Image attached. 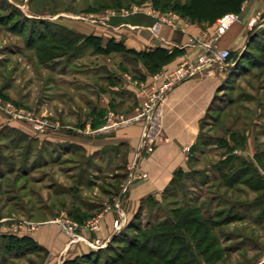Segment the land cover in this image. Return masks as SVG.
Returning <instances> with one entry per match:
<instances>
[{
    "label": "rangeland",
    "instance_id": "374dc122",
    "mask_svg": "<svg viewBox=\"0 0 264 264\" xmlns=\"http://www.w3.org/2000/svg\"><path fill=\"white\" fill-rule=\"evenodd\" d=\"M158 1L157 4V0H0V238L25 236L35 230L36 226L29 223L33 220L54 219L72 241L83 243L79 232L98 231L83 228L95 216L54 218L65 211L66 198L73 202L74 195L79 201L85 191L86 196L102 198L101 190L106 187L107 175L103 174L107 171L100 165V157L95 156L93 167L85 170L82 163L87 157L80 146H71L64 135L97 138L102 134L80 132L102 95L115 107L111 105L95 116L111 122L107 129L112 132L111 128L118 123L117 114L134 107V99L124 90L120 74L139 79L141 72L134 56L96 54L92 46H87L76 58L41 65L36 52L24 45L31 26L29 20L42 29L51 30L60 24L85 29L107 14L121 10L127 13L147 5L160 11L167 5L164 11H173L175 3L183 4L186 0ZM255 1L259 5L257 10L263 12L260 19L239 48L229 49L230 58L223 70L218 65L210 69L220 72L223 80L187 168L176 177L166 195L143 202L137 219H131L135 228H126L131 220L126 225L122 223L120 229L113 228L114 234L106 243L88 245L90 249L83 255L92 259L80 257L75 264H92L94 260L96 264H113L131 250L133 238L137 247L142 246L143 234H149L151 227L165 219L173 220L172 212L179 208L184 211L188 204L202 207L209 218L218 213L217 224L231 221L214 230L219 238L218 247L211 244L196 247L208 250L196 257L199 262L209 258L208 264H264V192H253L241 185L236 190L227 189L220 184V172L214 168L232 152L240 161H249L264 180V0ZM14 26L17 31L12 33ZM254 36L257 37L252 40ZM115 69L121 73L113 72ZM114 87L117 90L109 94ZM125 152L121 148L120 156ZM132 167L130 172L134 171ZM234 202L238 205L230 213ZM73 224L76 227L68 230ZM123 230L129 237L125 234V240L119 237L113 240ZM216 250H224L219 259L212 255ZM132 255L145 256L136 249L126 258L132 260ZM48 256L44 249L5 258L0 252V264H45ZM157 262L153 259L151 264Z\"/></svg>",
    "mask_w": 264,
    "mask_h": 264
},
{
    "label": "crops",
    "instance_id": "0c3cea01",
    "mask_svg": "<svg viewBox=\"0 0 264 264\" xmlns=\"http://www.w3.org/2000/svg\"><path fill=\"white\" fill-rule=\"evenodd\" d=\"M258 6L256 1L241 4L236 14L238 20L217 43L220 49L239 48L250 31L251 19L261 12L257 10ZM121 11L107 14L100 18L101 21H92V25L85 27L87 30L60 25L83 36L99 38L102 47L112 41L122 43L127 50L135 52L162 49L170 56V60L155 72H149L143 62L138 60L136 65L141 71L139 79L117 69L113 71L121 73L123 88L133 97L134 107L117 114L118 123L111 128L112 132L108 130L111 122H105L99 115L95 116L96 112L115 104L111 102L110 105L107 97L102 95L98 98L97 108L91 109L86 124L80 128V132L95 131L102 134L97 138L71 133L64 135L71 146L76 144L81 147V152L87 157L82 163L85 170L93 167L95 156L100 157V165L107 171L103 174V177L107 175L104 178L106 187L104 191L101 190L102 198L91 194L86 196V191L81 193L83 195L79 201L74 199V195L71 196L73 202L66 198V214L63 210L54 218L101 215L102 220L96 233L90 234L84 230L79 232L85 243L72 241L54 219L29 221L36 228L25 236L30 237L40 250H47L49 256L45 264H62L65 260L88 252L89 244L106 243L114 234L112 224L115 219H121L126 225L143 200L161 195L175 172L185 170L189 165L190 149L197 143L202 132V122L223 80L217 70L188 78L166 93L152 118L141 115L143 104L160 94L170 74L184 63L195 64L197 57L206 50L203 45L213 40L219 17L213 21H195L177 12L160 11L149 5L146 8L135 7L127 13ZM192 38L200 42V45H188ZM114 90L117 88H111L109 94H113ZM105 103H108L107 107ZM109 112L112 114L111 110ZM127 120L131 123H127ZM148 120L151 152H147L146 148L139 149ZM95 123L97 127H93ZM121 148L126 149L123 157L119 154ZM133 162L134 171L130 172Z\"/></svg>",
    "mask_w": 264,
    "mask_h": 264
},
{
    "label": "trees",
    "instance_id": "16d2710c",
    "mask_svg": "<svg viewBox=\"0 0 264 264\" xmlns=\"http://www.w3.org/2000/svg\"><path fill=\"white\" fill-rule=\"evenodd\" d=\"M244 1L245 0H186L183 4L175 3L171 8L174 12L179 13L181 16H188L191 20L213 21L215 18H221L227 14H237ZM158 2L159 1L157 0V4ZM167 8L168 6L164 5L160 9L164 11ZM29 22L31 26L24 45L28 50L36 52V60L41 65L47 64L49 61H54V63L52 62V65H55L60 59L76 58L84 51V49H86L87 46H92V52L96 54L132 55L134 56V59H137L136 61H142L149 72L157 71L162 65L170 60V56H168L167 52L162 49L135 52L127 50L122 43H114L112 41H109L105 47H102L99 38L95 36H83L61 25H55V28L53 29L51 27V30H49V27H43V30L42 28L36 27L35 21L29 20ZM40 23L41 22H39L38 26L42 25H40ZM0 25L2 24L0 23ZM16 31L17 29L15 26L10 30L12 33ZM256 37L257 36H254L252 40H255ZM83 42L84 44H82ZM81 44L82 46H80ZM106 78L107 80H111L109 76ZM215 100L216 96L207 111L205 119L208 117L209 111H211ZM205 119L202 122V125L205 123ZM96 125L97 123L93 124V127H97ZM200 139L201 133L198 137L197 143ZM197 143L191 147L190 153L194 151ZM238 160L239 158L234 156L231 152L228 156L221 158V160L217 162V166L214 168L215 171L220 172V184L230 190H236V187L241 185L247 187L253 192H264V180L259 175L257 169L252 167L249 161L239 160L240 163L235 165V162ZM223 167L226 168L225 171H223ZM181 172L183 171L178 170L175 172L170 184L161 195H166L169 188L176 181V177ZM151 199H153V197H149L140 203L139 208L132 219L136 220L141 213L143 202ZM226 204L229 205L230 203L226 202ZM237 205L234 202L230 206V213ZM172 214L174 217L173 220L169 221L165 219L164 222H160L156 226L151 227V232L149 234L147 233L141 236L143 239V242L141 243L142 246L137 247V241L133 238L131 244H129L131 250H126V255L119 256L113 264H151L153 259L158 261L157 264H208L210 262L209 258L203 262H199L196 258L201 257L208 252V250H205L206 248L198 249L196 247L201 244H211V246L218 247L220 244L219 238L214 230L221 225L230 224L231 221L225 220L224 222L217 224L218 213H214L212 217L209 218L206 216L202 207L198 208V206L194 204L185 205L184 211L179 208L177 211L172 212ZM133 221L134 220H131L127 224V229L135 228L132 225ZM120 234L114 236L113 240H117L118 237L121 240H125L124 235L126 234V231L123 230ZM126 235L129 237L128 234ZM136 249H139L141 253L145 254V256L141 258L132 255V260H130V258L128 260L126 256ZM39 250L40 248L38 245L27 236L0 238V252L3 258L7 257V255L17 256L24 253L30 254ZM195 250H197V254H195ZM223 251L224 250H216L212 255L218 256L217 259H219L220 254ZM168 256L169 258H167ZM80 257L87 261L92 259L90 255L89 257L87 255H81L65 260L62 264H75ZM95 262L96 260L91 263L96 264Z\"/></svg>",
    "mask_w": 264,
    "mask_h": 264
},
{
    "label": "built area",
    "instance_id": "2783aa9c",
    "mask_svg": "<svg viewBox=\"0 0 264 264\" xmlns=\"http://www.w3.org/2000/svg\"><path fill=\"white\" fill-rule=\"evenodd\" d=\"M251 1L253 0H245L244 2L249 3ZM260 16L261 13L258 12L251 19L249 23L250 30L256 25V23L260 19ZM238 18L239 17L236 14H227L219 18L216 22V28L214 31L213 40L209 44L203 45L206 50L197 57L195 64L188 65L187 63H184L178 70L170 74L160 94L155 98H150L148 102H145L143 104L144 111L142 112L141 115L146 116V118L147 117L152 118L157 105L165 98L166 93L169 90H171L175 85L185 80L187 77L207 73L208 70L212 69L216 65L219 66L220 70H223V68L227 65L226 62L230 56V52L228 49H220L217 43L220 40V38L229 30V28L238 20ZM190 44L192 46H197L200 45V42L192 38L189 41L188 45ZM149 120L146 129L142 133V138H141L142 140L139 146V149L146 148L147 152L152 151V146L148 138V133L150 129ZM132 166L134 167V163L132 164ZM101 220H102V216L97 215L91 218L90 220H88V222L84 224L83 228L90 232H95L99 229ZM122 223L123 222L121 219H115L113 221V228L120 229ZM75 227L76 225L73 224L72 226H69L68 230L72 231Z\"/></svg>",
    "mask_w": 264,
    "mask_h": 264
}]
</instances>
